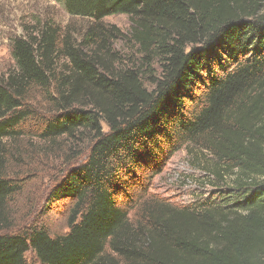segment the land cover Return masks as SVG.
<instances>
[{
  "label": "trees",
  "instance_id": "trees-1",
  "mask_svg": "<svg viewBox=\"0 0 264 264\" xmlns=\"http://www.w3.org/2000/svg\"><path fill=\"white\" fill-rule=\"evenodd\" d=\"M61 1L85 32L26 26L0 77V264H264V0ZM114 15L129 34L103 22ZM66 146L64 165L87 157L42 216L69 201L66 231L25 224L22 177ZM183 147L233 178L223 204L137 199Z\"/></svg>",
  "mask_w": 264,
  "mask_h": 264
},
{
  "label": "rangeland",
  "instance_id": "rangeland-1",
  "mask_svg": "<svg viewBox=\"0 0 264 264\" xmlns=\"http://www.w3.org/2000/svg\"><path fill=\"white\" fill-rule=\"evenodd\" d=\"M45 21H51L57 26L69 29L76 36L85 32L90 24L89 20L71 16L61 0H0V77H3L14 65L11 56L12 41L24 36L26 26ZM103 22L108 26L118 27L124 34H129L132 27L130 18L126 15L110 16ZM116 48L123 53L124 57H132V61H137L138 53L132 45L128 46L118 41ZM103 129L107 131L105 125ZM67 149L68 146L37 159L39 168L35 166V169L38 173L29 170L22 177L29 179L24 199L28 200L32 197L35 201L33 214L25 224L35 223L42 218L51 224L52 229L66 231L65 215L71 206L69 201L56 204L49 210L48 215L42 216L50 191L70 172L79 168L87 157L83 155L76 162L68 166L64 165V156L61 153ZM215 165L216 160L209 153L196 148L183 147L164 160L155 174L152 172L143 174L144 187L134 190L137 199L144 201L154 197L178 207L195 206L207 200L223 204V200L233 192V178L226 176L224 181L215 178L212 175ZM135 205H127L130 215L135 213ZM31 258L30 253L28 259Z\"/></svg>",
  "mask_w": 264,
  "mask_h": 264
}]
</instances>
